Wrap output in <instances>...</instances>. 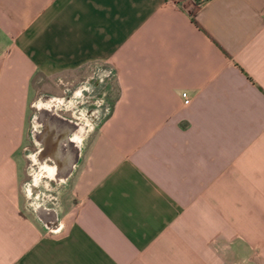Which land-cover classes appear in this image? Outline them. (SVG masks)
Masks as SVG:
<instances>
[{"label":"crops","instance_id":"obj_1","mask_svg":"<svg viewBox=\"0 0 264 264\" xmlns=\"http://www.w3.org/2000/svg\"><path fill=\"white\" fill-rule=\"evenodd\" d=\"M97 66L68 197L27 210L31 112L80 99L45 80ZM0 264H264V0H0Z\"/></svg>","mask_w":264,"mask_h":264},{"label":"rangeland","instance_id":"obj_2","mask_svg":"<svg viewBox=\"0 0 264 264\" xmlns=\"http://www.w3.org/2000/svg\"><path fill=\"white\" fill-rule=\"evenodd\" d=\"M106 69L107 68L103 66H97L87 72L86 78L75 77L77 78L76 80H72L73 77H71L69 73H61L45 80L44 91L47 89V86H52L53 90L56 91L54 97L65 100L71 98L79 90L85 88L84 92L81 94L82 97L78 101H75L71 106L72 108L68 110H58V113L70 118L73 120L74 124L79 126L76 128V131L81 130L84 124L89 123L91 127L96 125V122L105 115L106 107L108 106L104 93L107 82L106 76L108 74ZM42 97H53V95L42 93L39 95L38 99ZM39 114L40 110L38 107H34L31 112L32 118L28 132L29 136L24 147V165L26 173L23 175L21 183L22 199L27 210L35 211L34 209L38 202L49 207H57L60 210L62 207V199L68 197L67 195L64 196V184L67 179L60 180L58 177L60 171L53 175L46 174L45 172H38L40 163L34 160V153L40 147L34 139L35 120ZM87 133H89V130ZM46 163L52 164L53 161L47 159ZM35 180L38 181L37 191L30 194L27 190L28 183L33 184ZM48 228L54 229L56 227L50 224Z\"/></svg>","mask_w":264,"mask_h":264},{"label":"flooded vegetation","instance_id":"obj_3","mask_svg":"<svg viewBox=\"0 0 264 264\" xmlns=\"http://www.w3.org/2000/svg\"><path fill=\"white\" fill-rule=\"evenodd\" d=\"M83 92L84 90H80L71 98L61 101L70 105L81 98ZM48 107L45 110L39 109L40 114L35 120L34 139L40 147L34 153V160L40 163L38 172L62 173L76 164L82 140L91 125L84 124L81 130L76 131L79 126L73 120L53 110V105ZM47 159H51L53 163L47 164Z\"/></svg>","mask_w":264,"mask_h":264},{"label":"built area","instance_id":"obj_4","mask_svg":"<svg viewBox=\"0 0 264 264\" xmlns=\"http://www.w3.org/2000/svg\"><path fill=\"white\" fill-rule=\"evenodd\" d=\"M196 1H197V3L199 5H204V4H206L210 0H196ZM182 96H183V99H184V103L185 104H188L190 102V100H191V98L189 96V93L187 91H184V92H182ZM109 110H110V107L107 106L106 107V112H109Z\"/></svg>","mask_w":264,"mask_h":264},{"label":"bare ground","instance_id":"obj_5","mask_svg":"<svg viewBox=\"0 0 264 264\" xmlns=\"http://www.w3.org/2000/svg\"><path fill=\"white\" fill-rule=\"evenodd\" d=\"M72 169H73V166H72V167H71V169H70V170H68V171H67V173L64 175V179H66V178H67V176L69 175V173L71 172V170H72ZM51 172H52V174H55V172H54V171H51ZM37 184H38V181H36V180H35V181H34V183H33V184H31L30 186H32V185H33V186H34V185L36 186Z\"/></svg>","mask_w":264,"mask_h":264}]
</instances>
